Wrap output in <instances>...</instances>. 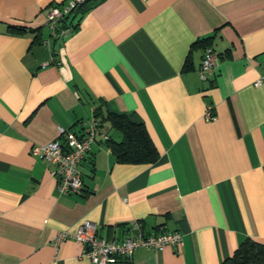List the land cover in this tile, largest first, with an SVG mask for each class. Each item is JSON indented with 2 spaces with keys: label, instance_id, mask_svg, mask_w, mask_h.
Returning <instances> with one entry per match:
<instances>
[{
  "label": "crops",
  "instance_id": "obj_1",
  "mask_svg": "<svg viewBox=\"0 0 264 264\" xmlns=\"http://www.w3.org/2000/svg\"><path fill=\"white\" fill-rule=\"evenodd\" d=\"M65 2L0 0V264H94L51 241L84 219L105 237L132 219L181 234L110 264H220L246 236L264 244V0H96L53 37L45 11ZM204 45L216 58L201 77ZM95 111L142 122L158 155L115 161L103 119L81 191L58 194L30 147Z\"/></svg>",
  "mask_w": 264,
  "mask_h": 264
},
{
  "label": "built area",
  "instance_id": "obj_2",
  "mask_svg": "<svg viewBox=\"0 0 264 264\" xmlns=\"http://www.w3.org/2000/svg\"><path fill=\"white\" fill-rule=\"evenodd\" d=\"M81 0H67L62 6L52 5L45 11V25L49 35L64 37L71 30L70 25H62L61 18L69 13L75 2ZM48 42V38L42 40ZM216 54L209 45L202 47L199 73L204 77L215 62ZM47 62H43L45 64ZM205 116L210 118L212 114L208 110ZM99 120L93 116L80 122L78 132L71 128L57 126V137L42 144H33L30 153L53 165L52 175L55 179L58 194L79 193L82 189L78 163L82 160L84 152L89 149L95 139ZM105 139L106 135L101 133ZM71 238L82 244L81 253L94 264H110L116 259H129L136 247H145L160 250L163 247H177L181 244V234L176 230H160L155 233H144L141 223L137 219L127 221L119 236L105 237L97 235L93 222L84 219L78 223L73 231L67 229L56 230L52 237V244Z\"/></svg>",
  "mask_w": 264,
  "mask_h": 264
},
{
  "label": "trees",
  "instance_id": "obj_3",
  "mask_svg": "<svg viewBox=\"0 0 264 264\" xmlns=\"http://www.w3.org/2000/svg\"><path fill=\"white\" fill-rule=\"evenodd\" d=\"M94 1L96 0L75 2L69 13L61 18V24L70 25L73 29L77 22V13L83 11L88 4ZM14 27L22 28V26ZM98 113L99 111H95L93 116L96 117ZM103 119L107 120L109 126L119 133L116 139L109 134H105L104 139V143L115 161L148 163L156 159L157 149L142 122L132 120L125 113L111 111H106L101 118H98V125ZM220 264H264V244L246 236L238 242L229 255L222 258Z\"/></svg>",
  "mask_w": 264,
  "mask_h": 264
}]
</instances>
